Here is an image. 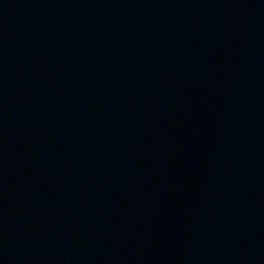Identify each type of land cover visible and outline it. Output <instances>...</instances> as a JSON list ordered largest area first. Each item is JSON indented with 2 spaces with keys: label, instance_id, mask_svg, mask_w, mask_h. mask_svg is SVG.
Listing matches in <instances>:
<instances>
[{
  "label": "water",
  "instance_id": "water-1",
  "mask_svg": "<svg viewBox=\"0 0 264 264\" xmlns=\"http://www.w3.org/2000/svg\"><path fill=\"white\" fill-rule=\"evenodd\" d=\"M0 264H264V0H0Z\"/></svg>",
  "mask_w": 264,
  "mask_h": 264
}]
</instances>
